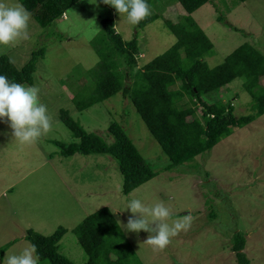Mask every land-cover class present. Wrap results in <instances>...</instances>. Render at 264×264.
<instances>
[{"label":"rangeland","instance_id":"obj_1","mask_svg":"<svg viewBox=\"0 0 264 264\" xmlns=\"http://www.w3.org/2000/svg\"><path fill=\"white\" fill-rule=\"evenodd\" d=\"M0 3L19 4L17 0ZM114 9L103 0H78L45 28L30 18L28 39L0 45V55L13 61L16 69L25 64L31 52L43 48L32 84L24 85L39 89V101L52 117L51 131L31 145L20 144L9 124L0 120V250L5 249L0 252V264L6 255L17 254L30 245L26 240L11 244L12 235L19 237L23 229H28L49 236L58 227L65 229L57 243L58 254L72 264H84L86 257L72 229L104 207L128 243L123 264H235L229 247L237 233L245 241L243 253L248 263L264 264V114L234 129L190 163L165 170L166 157L130 102L119 93L75 111L71 99L77 88L89 82L85 72L98 60L92 45L99 47L101 20H112L115 33L123 41L136 37L139 68L175 42L163 21L175 24L185 15L175 0H156L151 15L157 18L136 31L127 14ZM217 16L222 21L216 20ZM191 18L212 43L211 55L204 59L209 67L221 63L241 43L253 45L264 55V0H212ZM241 82L232 80L207 102H231L234 117L251 114L250 97ZM259 84L264 87V76ZM184 102L176 106L186 108ZM59 110L66 111L84 131L107 142L111 139L106 128L116 122L138 154L151 163L155 176L123 196L116 163L108 156H59L54 143L73 141L58 119ZM196 114L199 116V111ZM134 199L146 205L163 202L171 211L167 223L190 215L191 226L171 238L164 250L154 251L144 243L151 233L131 232L122 226L133 215L127 207ZM8 243L10 246H6ZM108 258L104 254V259Z\"/></svg>","mask_w":264,"mask_h":264},{"label":"trees","instance_id":"obj_2","mask_svg":"<svg viewBox=\"0 0 264 264\" xmlns=\"http://www.w3.org/2000/svg\"><path fill=\"white\" fill-rule=\"evenodd\" d=\"M77 1L17 0L41 28L59 19ZM245 1L236 0L239 3ZM146 3L151 9L156 0H146ZM175 3L185 15L175 24L163 21L175 42L139 68L136 37L123 41L115 33L112 20H101V36L97 38L99 47L92 45L98 60L85 72L89 82L77 88L71 99L75 111L81 112L117 93L126 98L166 157L165 170L190 163L196 156L210 151L234 129L264 114V87L259 84V78L264 76L261 51L251 44L241 43L221 63L209 67L204 59L211 55L212 43L191 15L212 0H175ZM155 18L156 15H149L133 25L134 29L141 30ZM216 20L222 21V17L217 16ZM43 54V48L31 52L20 69H16L6 55H0V75H5L10 82L31 85L36 62ZM234 79L242 80L241 88L252 104L251 114L234 117L231 102H207L212 94ZM183 99L187 107L176 106ZM58 119L73 141L68 144L55 142L57 154L61 157L76 154L108 156L115 161L120 174L121 195L127 196L155 176L151 163L138 154L116 122H110L106 128L111 139L107 142L84 131L64 110H59ZM64 233L65 229L61 227L49 236L27 230L24 239L36 246L39 264H72L56 250ZM72 233L86 257L84 264H123L127 260L128 243L106 207L82 219ZM244 245L240 234L232 236L229 250L235 264H249L243 253ZM4 250L2 247L0 252ZM104 254L109 256L108 260L104 259Z\"/></svg>","mask_w":264,"mask_h":264},{"label":"clouds","instance_id":"obj_3","mask_svg":"<svg viewBox=\"0 0 264 264\" xmlns=\"http://www.w3.org/2000/svg\"><path fill=\"white\" fill-rule=\"evenodd\" d=\"M103 2L114 7L119 14H127L128 21L133 25L151 15L150 5L146 0ZM30 18L31 13L22 5L8 6L0 3V45L7 46L18 39H28ZM38 93L37 87L10 82L5 75H0V120L9 124L12 136L22 145L35 144L52 128V117L48 114L47 106L40 103ZM127 209L133 215L122 226L131 232L139 233L143 230L151 233L144 243L154 251L164 250L171 243V238L181 231H187L191 226L190 215H184L172 224L167 223L171 211L163 202L146 205L141 200L134 199ZM3 264H39L36 246L30 244L17 254L6 255Z\"/></svg>","mask_w":264,"mask_h":264},{"label":"crops","instance_id":"obj_4","mask_svg":"<svg viewBox=\"0 0 264 264\" xmlns=\"http://www.w3.org/2000/svg\"><path fill=\"white\" fill-rule=\"evenodd\" d=\"M139 54H140V53H139ZM206 58H208V57H206ZM5 190H8V189H5ZM23 230H24V231L20 233L21 235L18 233L20 236H19V237H16L17 239H16L15 237H13V235H12V237H10L11 244H15L16 242H19V241L25 240L24 237H23V236H24L23 234H25L26 229H23ZM27 230H28V229H27ZM8 246H10V243H8Z\"/></svg>","mask_w":264,"mask_h":264}]
</instances>
